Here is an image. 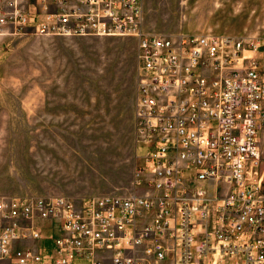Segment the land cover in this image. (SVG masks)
Wrapping results in <instances>:
<instances>
[{"label":"built area","instance_id":"obj_1","mask_svg":"<svg viewBox=\"0 0 264 264\" xmlns=\"http://www.w3.org/2000/svg\"><path fill=\"white\" fill-rule=\"evenodd\" d=\"M142 7L0 0V35L135 38L138 161L126 195L0 197V264H264L260 42L149 32Z\"/></svg>","mask_w":264,"mask_h":264},{"label":"rangeland","instance_id":"obj_2","mask_svg":"<svg viewBox=\"0 0 264 264\" xmlns=\"http://www.w3.org/2000/svg\"><path fill=\"white\" fill-rule=\"evenodd\" d=\"M142 8L149 32L259 40L264 71V0H143ZM135 53L129 36L0 35V197L135 190ZM254 171L264 186V157Z\"/></svg>","mask_w":264,"mask_h":264},{"label":"crops","instance_id":"obj_3","mask_svg":"<svg viewBox=\"0 0 264 264\" xmlns=\"http://www.w3.org/2000/svg\"><path fill=\"white\" fill-rule=\"evenodd\" d=\"M258 53V52H257ZM256 53V55H257ZM264 73V71H262ZM134 103H135V96H134ZM133 109H134V104H133ZM137 152V151H136ZM131 193V192H130ZM129 194V193H128ZM57 195H62V194H57ZM65 196H68V195H65ZM90 196V195H89ZM68 197H71V198H76V197H73V196H68Z\"/></svg>","mask_w":264,"mask_h":264}]
</instances>
